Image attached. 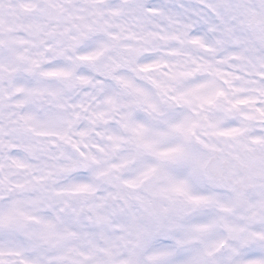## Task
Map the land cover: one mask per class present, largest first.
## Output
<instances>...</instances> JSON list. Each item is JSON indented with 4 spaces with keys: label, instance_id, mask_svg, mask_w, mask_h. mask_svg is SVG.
<instances>
[{
    "label": "snow or ice",
    "instance_id": "obj_1",
    "mask_svg": "<svg viewBox=\"0 0 264 264\" xmlns=\"http://www.w3.org/2000/svg\"><path fill=\"white\" fill-rule=\"evenodd\" d=\"M0 264H264V0H0Z\"/></svg>",
    "mask_w": 264,
    "mask_h": 264
}]
</instances>
